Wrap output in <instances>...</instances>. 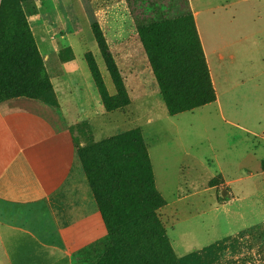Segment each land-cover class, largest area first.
I'll return each mask as SVG.
<instances>
[{
	"label": "crops",
	"instance_id": "crops-1",
	"mask_svg": "<svg viewBox=\"0 0 264 264\" xmlns=\"http://www.w3.org/2000/svg\"><path fill=\"white\" fill-rule=\"evenodd\" d=\"M45 1L50 6L36 10L29 23L60 106L29 97L0 101V264H73L79 250L106 236L89 203L73 201L64 212L54 204L76 157L67 111L93 128L105 123L95 121L99 115H128L162 197L156 167L163 174L170 166L209 177L205 189L220 197L212 208L214 228H220L219 213L231 225L191 252L257 223L246 222L243 207L233 203L245 198L264 206V0H188L215 93L213 102L189 112L199 110L203 131L214 133L213 154L185 153L189 162L172 152L156 154V167L142 127L185 112L169 115L155 99L161 112L149 118L147 100L156 92L149 91L146 53L125 0H77V8L68 0ZM98 85L110 96L126 95L130 104L108 112ZM222 143L232 151H218Z\"/></svg>",
	"mask_w": 264,
	"mask_h": 264
},
{
	"label": "rangeland",
	"instance_id": "rangeland-1",
	"mask_svg": "<svg viewBox=\"0 0 264 264\" xmlns=\"http://www.w3.org/2000/svg\"><path fill=\"white\" fill-rule=\"evenodd\" d=\"M125 2L131 14L135 31L137 19L140 21L150 19L159 21V19L171 18V21L167 22L169 24L167 26L169 27L170 40L175 42L171 51L175 52L176 55L169 61L164 58L158 59L157 61L161 65L159 64L157 72H155V68L150 65L147 58L149 65L147 84L151 94L156 92V95H150L147 100L149 118H156L161 112V106L158 105L157 107L155 99L158 100L160 105L164 104L167 113L170 115L159 82L170 79L165 87L167 90H171L173 85L171 81H173L174 73L180 75L186 72L184 70L179 71V62L183 61V59L190 62V60H195L193 56L196 57V50L192 51L189 47V39L183 19H173V17L183 15L185 11H189L192 15L188 0H125ZM46 3L50 6V1L45 0H0V36L2 37H0V50L3 49L5 53H9L12 50L15 51L13 58L15 64H9L6 67L10 68L12 75L18 78L21 77L19 79L21 86L17 90L19 96H35L58 107L60 105L57 96L47 74L43 59L35 45L29 23L36 10L43 9ZM66 3L67 6L78 7L77 0H68ZM55 7L59 8V4L56 3ZM192 20L194 23L193 15ZM25 41L32 50L28 51ZM199 47L203 54L200 41ZM232 54L235 53L232 52ZM238 56L236 55V57ZM7 68L5 69L6 71ZM1 72H3L2 66H0V75ZM187 74H190V72L188 71ZM193 76L184 79V85L182 86L187 95L182 94L183 106H187V103L195 104L201 102L210 95V88L207 87L205 79L200 75ZM191 78H194L192 83L190 82ZM175 79L178 80L179 78ZM48 83L51 87L50 91L47 90ZM38 86L44 89H37ZM97 88L101 102L108 112L114 110L123 111L130 104V100L126 95L110 96L101 85H98ZM4 95L5 91L0 86V100ZM186 97H188V101ZM62 109L65 110L64 107ZM192 110L183 111L185 113L169 118V120L160 119L155 122L153 119L154 123L152 125L142 127L155 167L157 155L168 154V152H172L174 157L181 162H189L188 157L184 156L185 153L192 156L197 155L201 158L212 157L213 152L209 150V141H214L215 135L213 132L206 134L203 131L204 125L198 118L200 111L189 112ZM65 114L73 131L76 157L65 188L62 190L61 196L58 195L59 199L57 198L54 204L58 207L57 210H63L62 212H64L73 201H85L98 210L97 195L98 199L104 200L103 194L107 195L110 192V183L108 181L110 170L101 162V159L93 156L94 147L116 136H125L135 132L143 147L146 148L143 137L138 128H129L131 119L128 115L124 116L118 113L108 118L99 115L95 121L98 122L99 120L105 123H103V126L96 125L93 128L87 121H76L73 112L67 111ZM229 146V144L222 143L217 150L223 152V154L226 152L230 153L232 146ZM145 158L144 153L142 168L146 175L147 186L152 190L153 184L151 183V176ZM125 164L127 172L136 171V165L133 161ZM156 172L157 183L164 198L157 195L153 196V198L145 199V196L138 193L141 201L131 216L132 219L137 218L142 208L146 212H150L153 221L159 227V229H152L149 226H147L148 228L145 227L142 230L144 237L142 239L145 241L135 238V245L132 247L131 244V247H128L129 253L136 252L137 256H139L138 263L134 262L135 258L132 256L122 255L117 252L116 248L109 245L107 227L103 221L106 229L105 238L79 250L73 258V264H160L159 256L161 251L158 247V237L161 234L166 239L174 256L180 258L190 254L193 247L197 244H206L218 233L226 232V227L231 225L229 223L231 221H227L221 213L216 218V221L220 222V228L215 229V224L212 223L215 216L212 208L214 207L215 199H220V197L218 196L219 191H208L205 189L209 178L205 173L190 177L187 174V170L176 173V169L170 166L166 174L159 171L158 167H156ZM133 188H135L134 185ZM236 204L243 207L241 211L246 222L257 223L209 245L208 253L210 258H212L211 264H264V221L259 222L264 217V206L261 202L253 203L250 199L245 198L243 201L239 200L237 203H233V206ZM40 214L43 215L45 213L40 211ZM36 215H39V213ZM111 220L112 217H110ZM212 227L215 230L211 231ZM146 249L147 253L144 251ZM148 253L152 258H147ZM143 255H145V258H143Z\"/></svg>",
	"mask_w": 264,
	"mask_h": 264
},
{
	"label": "trees",
	"instance_id": "trees-1",
	"mask_svg": "<svg viewBox=\"0 0 264 264\" xmlns=\"http://www.w3.org/2000/svg\"><path fill=\"white\" fill-rule=\"evenodd\" d=\"M177 18L183 19L182 21L186 27L189 39V47L192 49V51L196 50V57L193 56L195 60H190V62L187 60L185 61V59H183V61L181 59V61L179 60V71L181 72L184 70L186 72L180 75L174 73L173 81H171L173 83L171 90H167L165 87V85L168 83V80L170 79L159 82L170 115L192 110L193 108L200 107L201 105L213 102L215 100V93L211 86L204 57L199 47L198 36L192 20V15L189 11H185L183 15L177 16L175 18L173 17V19ZM168 21H171V18L163 20L159 19V21L151 19L140 21L137 19L135 22L137 35L139 40L142 42L150 65L155 68V72L158 71L157 68L160 64L157 61L158 59L164 58L169 61L173 56L176 55L175 52L171 51V48L174 47L175 42L170 40L171 37L169 27L167 26L169 25L167 23ZM26 46L28 51L32 50V48L27 43ZM14 52L15 51L12 50L9 53H5L3 49L0 50V66H2L3 69V72H1L0 75V86L5 91V95L0 101L14 97H29L49 103L48 101L35 96L18 95L17 90L21 86L19 83V79H21V77L18 78L17 76L12 75L10 68L6 67V65L15 64V61L13 60L15 56ZM6 68L7 71L5 70ZM192 69L193 71H191ZM188 71L190 74H187ZM197 75H200L205 79L207 87L210 88V95H208L201 102L195 104L187 103V106H183L182 94L187 95L182 86L184 85V79L192 76L196 77ZM177 77L179 78L178 80L175 79ZM190 80L192 83L194 78H191ZM38 88H42L41 90L44 89L43 87L39 86L37 89ZM50 88L51 87L48 83L47 90L50 91ZM186 99L188 101V97H186ZM105 109L107 108L105 107ZM144 153L146 157L145 161H147L151 176V183L153 184L152 190H150V188L147 186L146 175L142 168ZM93 156H97L99 159H101V162L110 170L108 180L110 183V192H108L107 195L103 194L105 197L104 200L98 199V195L96 197L98 211L100 212L107 227V241L111 247L113 246L116 248L117 252H120L122 255L126 254V256H132L135 258L134 262L138 263L139 256H137L136 252L129 253L128 247L131 244L132 247L135 245V238L145 241L142 239L144 238L142 230H144L145 227L149 226L152 229H159V227L153 221L150 212H146L142 208L140 209V215L137 218H131L133 214L132 212L137 209V205L141 201V198L138 197L140 196L138 193H141V195L145 196V199L153 198V196L157 195L161 196L154 186L147 150L143 147L138 135L135 132H132L125 136H116L97 145L94 147ZM130 161H133L136 165V171L132 173L127 172V167L125 164L126 162ZM133 185L135 188H133ZM110 217H112L111 221ZM158 241V247L161 251L159 256L160 264L212 263V258H210L208 253V246L199 251H193L184 257L176 258L169 248L166 239L163 237V234L158 237ZM144 251L147 253V249ZM143 258H145V255H143ZM147 258H152V256L148 253Z\"/></svg>",
	"mask_w": 264,
	"mask_h": 264
}]
</instances>
